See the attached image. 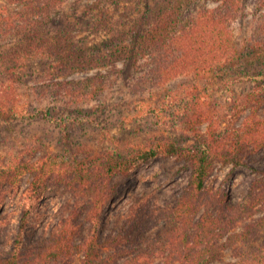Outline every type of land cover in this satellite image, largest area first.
<instances>
[{"label":"trees","instance_id":"1","mask_svg":"<svg viewBox=\"0 0 264 264\" xmlns=\"http://www.w3.org/2000/svg\"><path fill=\"white\" fill-rule=\"evenodd\" d=\"M68 1L9 0L17 5L18 16L13 19L0 16V42L17 44L0 54V65L8 73L16 74L33 55L52 58L61 72L83 69L87 62L82 58L83 53L72 49L64 34L49 28L55 14ZM212 1L216 3L215 7L197 9L198 0H150L146 14L121 29L103 20L110 31L111 52L119 58L123 56L125 66L129 65L140 75L129 84L133 94H145L164 87L183 74L224 75L234 69H243L244 65L250 75L247 68L252 63L254 68L257 67L258 53L250 51L254 47L264 50V0H254L251 11L247 0ZM248 14L254 18L253 32L245 46L240 47L233 26ZM248 78L253 83V91L250 88L241 101L234 98L233 107L222 121L213 114L214 111H204L205 100L196 103L199 114L191 124H207L209 130L207 133L200 128L195 131L197 140L191 147L183 148L169 139L152 147H130L126 154L111 151L104 156L96 172L83 162L63 165L52 157L36 164L16 160L0 163V211L5 196L19 189L27 175H33L25 194L19 232L11 252L0 259V264H56L79 255L82 256L80 264H113L118 255L105 260L101 257L104 250H119L132 241L124 235L103 239L101 234V218L112 192L113 179L128 176L157 158L171 157L189 162V182L175 205L160 210L164 225L156 240L144 250L129 252L132 256L123 264H149L153 256L163 257L159 264H213L221 259L225 249L238 244L241 246L236 248V256L240 261L231 264H263L264 242L251 253L243 249L264 235V216L241 231L234 230L257 210L264 211V174L251 184L249 194L235 204H227L218 191L208 189L218 164L239 167L249 153L264 148V118L258 113L264 104V71ZM106 83L104 75L85 81L57 82L56 95L62 97L64 91L75 96L76 92L70 90L73 88L80 92L76 99L85 98V101L104 92ZM248 108H251L250 115L241 120ZM51 180L64 185L78 198L90 199V208L84 216L88 230L83 237L81 218L74 220L70 216L58 223L44 247L25 251L29 219ZM131 217L135 219L137 215ZM128 254L120 253L122 257Z\"/></svg>","mask_w":264,"mask_h":264},{"label":"rangeland","instance_id":"2","mask_svg":"<svg viewBox=\"0 0 264 264\" xmlns=\"http://www.w3.org/2000/svg\"><path fill=\"white\" fill-rule=\"evenodd\" d=\"M247 1L251 11L254 0ZM149 4L150 0H69L63 5L49 28L64 34L72 49L83 53L82 58L87 62L84 61L82 70L73 68L61 72L52 58L35 55L25 57L16 74L8 73L0 65V163L16 160L36 164L52 157L63 165L83 162L96 172L104 156L111 151L126 154L130 147H152L169 139L183 148L191 147L197 140L195 131L200 128L207 133L209 130L207 124H191L199 114V107L195 108L198 101L205 100L204 111H214L213 114L222 121L233 107L234 98L241 101L248 95L253 85L248 77L264 71V50L255 47L250 52L258 53L257 67L254 68L252 63L247 68L250 75L244 65L243 69H234L224 75L208 73L200 77L189 73L180 75L164 87L145 94H133L129 84L140 75L129 65L125 66L123 56L119 58L111 52V35L103 20L119 29L127 27L146 14ZM202 6L212 8L216 3L198 0L195 8ZM17 13V5L0 0V16L13 19ZM248 15L233 26L240 47L245 46L253 32L254 18ZM13 46L17 47L16 42H0V54ZM99 75L106 77L107 89L97 96L77 100L80 92L73 88L70 90L76 92L75 96L64 91V96L56 95L57 82L85 81ZM250 110L247 109L241 120L250 115ZM258 113L264 118V104ZM190 174L188 161L171 157L157 158L128 176L115 177L110 198L103 209L101 234L103 239L124 235L132 241L119 250L105 249L101 257L111 260L118 255L112 263L123 264L131 258L129 252L144 250L155 241L164 225L160 210L177 203ZM263 174L264 148L249 153L239 167L218 164L208 189L218 191L227 204H235L249 194L251 184ZM32 179L33 175H27L21 187L4 198L0 211V259L11 252L19 232L26 190ZM88 208L90 199L78 198L64 185L51 180L29 219L25 251L44 247L58 223L70 216L74 220L81 218L84 237L89 226L84 219ZM132 214L137 218L131 217ZM262 216L264 211L257 210L234 231L243 230ZM263 242L264 235L245 245L243 250L251 253ZM239 246L225 249L221 259L213 264L238 263L240 258L236 256V248ZM121 252L128 256L122 257ZM81 260L79 255L56 264H80ZM161 262L163 257L153 256L149 264Z\"/></svg>","mask_w":264,"mask_h":264}]
</instances>
